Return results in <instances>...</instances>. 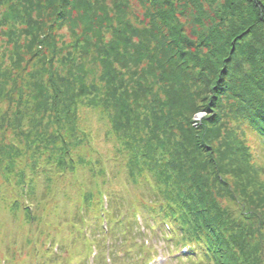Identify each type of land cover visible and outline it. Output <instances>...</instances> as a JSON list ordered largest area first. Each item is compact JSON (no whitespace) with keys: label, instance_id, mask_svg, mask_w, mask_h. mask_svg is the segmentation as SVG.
Wrapping results in <instances>:
<instances>
[{"label":"trees","instance_id":"1","mask_svg":"<svg viewBox=\"0 0 264 264\" xmlns=\"http://www.w3.org/2000/svg\"><path fill=\"white\" fill-rule=\"evenodd\" d=\"M250 137L264 147V0H0V264L151 259L162 240L189 264H264Z\"/></svg>","mask_w":264,"mask_h":264},{"label":"rangeland","instance_id":"2","mask_svg":"<svg viewBox=\"0 0 264 264\" xmlns=\"http://www.w3.org/2000/svg\"><path fill=\"white\" fill-rule=\"evenodd\" d=\"M85 117H86V114H85ZM87 118H89V120H90L89 126H90V130H91V133L93 136V139H92L93 149L96 152L101 151V153H103L104 156L111 155L110 149L108 147L109 145H107V143L105 142V135H104V133L106 131L105 126H103L99 122L98 116L91 111L87 112ZM250 140H251L252 152L256 157V162L259 164V166H261V169H262L261 177L264 180V147L262 146L261 142H259V140L252 138V137H250ZM107 161H109V163H110L111 162L110 158ZM57 198L59 199V207H60L59 211L61 212L59 215H61V217H64V215L67 217H71L70 215L72 214L74 209L71 210L70 215L68 216V214H67L68 212L63 209V207L65 206L64 197H61V195H59V196H57ZM6 225H7V223H6ZM1 229L4 230V232H6L8 227H5V228L2 227ZM13 231L14 230L9 232V237H10L9 243L11 241V233ZM0 243L4 245L3 242H0ZM11 244H12V241H11ZM3 245H0V257L1 258L4 256V254L6 252V246L3 247ZM20 246H21L20 240H16V242L14 243V247L16 249H18L17 256L19 254H21L20 250H19ZM11 248L13 249L12 246H11ZM56 248L57 247H55V249ZM171 248H173V247H171ZM154 251H155L154 255H152L151 259H150V256H147L146 258H144L142 256L139 257V255H137V257H135L134 256V255H136L135 253H129L127 255V258L124 260V257H122L123 255H122L121 251L119 249H117V253L121 256V258L118 259L117 264H189L185 260H178L177 258L170 255L169 254V248L167 247V245L165 244V242L163 240L161 242H159L158 244H155V250ZM163 251L167 252L165 254V256H163ZM94 255H95V252H92L91 256L89 257V259L87 261L91 262L93 260ZM18 257H19L18 259L21 260L25 257V255L18 256ZM71 259H72V263L79 261L80 264H83V258H80L79 256L78 257H72ZM69 260L70 259L66 258L65 262L68 263ZM106 261L109 264L110 261L109 260H106Z\"/></svg>","mask_w":264,"mask_h":264},{"label":"clouds","instance_id":"3","mask_svg":"<svg viewBox=\"0 0 264 264\" xmlns=\"http://www.w3.org/2000/svg\"><path fill=\"white\" fill-rule=\"evenodd\" d=\"M200 115L202 116V115H203V113H200Z\"/></svg>","mask_w":264,"mask_h":264}]
</instances>
